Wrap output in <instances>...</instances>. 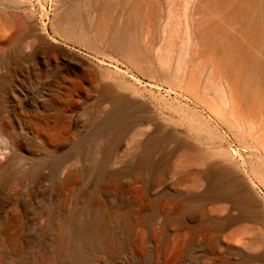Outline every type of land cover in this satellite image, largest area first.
I'll return each instance as SVG.
<instances>
[{
  "label": "rangeland",
  "instance_id": "obj_1",
  "mask_svg": "<svg viewBox=\"0 0 264 264\" xmlns=\"http://www.w3.org/2000/svg\"><path fill=\"white\" fill-rule=\"evenodd\" d=\"M19 2H22L20 8L17 6ZM194 3L195 0H153L154 19L151 24L140 26L142 30L137 35L141 47L154 62L150 70L142 65L134 67L118 55L111 58L103 44L93 43L92 51L83 44L58 35L53 20L64 2L57 5L54 0H0L1 14L16 18L21 15L20 10H33L35 14L27 30L18 29L14 39L5 33V39L0 41V124L5 126L2 129L0 125V163H5L7 157L17 156V160L18 157L20 159L15 163L20 172L25 173L22 181L8 186L0 183V264H61L56 258L58 211L66 203L67 209L75 214L80 199L87 204L102 201L87 190L89 181H95L92 182L93 187L100 183H115L116 191L123 195L125 208L132 209L130 199L133 197L136 207L150 206L151 212H168L182 207L176 196L154 195L153 191L148 192L152 199L150 205L145 202L149 195L142 190L137 179L141 170L138 167L140 158L130 143L133 128L122 129L123 135L114 149V159L103 167L102 175L99 164H96L100 156H96L95 146L98 147L100 141L108 137L109 126L113 128L109 121L113 112L108 102L110 93L130 98L127 112L137 111L150 116L144 127L151 126L155 120L160 125L168 124L170 107L162 98L167 93L168 84L161 74V60L169 57L176 59L185 53L189 37L188 21L192 19ZM80 17L82 22L88 23L85 10H81ZM193 19L197 21L199 17ZM40 32L44 42H40ZM40 43L57 50L53 53L40 52ZM82 60L91 67L103 68L106 80L96 79L97 84L92 86L84 77L78 78V88L67 96L58 89V84L65 77H71L72 67L80 68ZM94 73L97 75L96 71ZM119 77L130 80L131 88L119 87ZM106 85L111 91L105 90L103 86ZM61 97L67 105L61 113L62 119L55 121L53 116L60 109L56 102ZM40 115L45 116V124L40 122ZM205 117L209 119L207 112ZM169 123L173 142L170 145L162 142L161 146L166 149H159L154 155L156 159L166 154L171 158V147L182 141L199 145L191 136L180 133L172 122ZM212 124L215 125V121ZM225 144L230 145V153L237 159L240 177H244L245 183L254 188L264 202V187L242 165L239 144L233 139H227ZM75 170H80L87 178L61 186L66 175ZM148 176V180L154 178L151 174ZM180 176L179 171L171 170L165 177L171 195H179L186 190V184L178 183ZM204 191L200 188L195 195H203ZM233 205L231 199L219 193L186 211L181 220H166V214L157 220H148L133 230L113 257L98 250L102 247L100 239L97 241H100V248L94 243V255L97 256H91L88 249L74 242L76 247L72 253L82 258L77 255L76 264L242 263L263 250H247L243 241L249 238V229L264 228V212L260 213L259 219L262 220L258 221L246 217L240 207ZM13 217L21 218L22 224H11ZM217 220L223 225L216 226ZM23 223L25 232L20 234L18 231ZM119 223L113 231L118 238H124L123 222ZM198 226L200 228L195 232ZM227 247L233 249L228 251ZM84 249L86 251H82ZM69 261L75 264L73 259Z\"/></svg>",
  "mask_w": 264,
  "mask_h": 264
},
{
  "label": "bare ground",
  "instance_id": "obj_2",
  "mask_svg": "<svg viewBox=\"0 0 264 264\" xmlns=\"http://www.w3.org/2000/svg\"><path fill=\"white\" fill-rule=\"evenodd\" d=\"M54 1L57 5L64 2L61 11L53 20L58 35L83 44L89 50L93 49V43L103 44L108 56L118 55L134 67L142 65L153 69L154 62L141 47L137 36L142 30L140 26L149 25L154 19L153 0ZM21 4L19 2L17 6L20 8ZM82 9L87 13L88 23L82 22ZM19 12L21 15L17 18L0 13V41L5 39V33H9L10 39H14L18 29L27 30L29 23L35 18L33 10ZM192 13V19L188 21L189 37L185 53L176 59H162L160 69L168 84L166 95H162L167 101L166 105L170 107L168 120L180 129V133L191 136L199 145L182 141L171 147V158L169 154L159 159L154 158L159 149H166L164 145L161 146L162 142H167L166 145L173 142L169 121L168 124L160 125L155 120L151 126L144 127V122L150 116L137 111L127 112L130 98L127 95L110 93L108 102L113 112L109 121L114 129L109 126L108 137L101 140L98 147L95 146V154L100 156L96 164H99L101 173L103 167L114 159V149L123 135L122 129L129 126L133 128L130 143L140 158L138 167L141 170L137 179L142 190L149 195L145 202L150 205L152 199L149 193L153 191L154 195L176 196L182 207L168 212H151L150 206L136 207V199L133 197L130 199L132 209L125 208L127 206L123 195L120 196V192L118 194L115 183H100L93 187L92 182L95 181H89L86 184L87 190L102 201L87 204L80 199L77 205L74 204L77 207L75 214L67 209L66 203L58 211L56 258L61 264H71L69 259H73L76 264L78 256L81 258L80 255L72 253L76 247L73 242L88 249L93 256L96 252L94 247L101 241L99 244L102 247L98 250L113 257L119 252L121 243L127 242L125 239H129L139 225L148 220H157L163 214H166V220H181L186 211L219 193L240 207L246 217L260 220L259 215L264 212V202L254 188L245 183L244 177H240L237 159L230 153V145L225 142L233 139L239 144L242 165L264 187V0H195ZM195 16L199 17L197 21L193 19ZM40 42H44L41 32ZM41 45L40 43V52L53 53L57 50ZM80 64V68L72 67L74 70L72 69L71 77H65L58 84V89L67 93V96L78 88V78L84 77L93 86L97 84L96 79L106 76L101 67H91L83 63V60ZM118 80L119 87L131 88L130 80L126 77H119ZM103 87L106 91H111L107 85ZM56 103L62 111L59 109L53 119L59 121L67 103L64 97ZM205 112L209 114V119L205 117ZM44 119L45 116L40 115V122ZM214 121L215 125L212 124ZM1 126L2 129L5 128ZM16 160L17 156L7 157L5 163H0V183L8 186L23 180L25 173L20 172ZM171 170L181 173L178 183L187 185L184 193H169L165 177ZM148 174L154 178L148 180ZM84 175L80 170L70 172L61 186L80 182L82 177H86ZM200 188L205 193L195 195ZM10 222L22 224L19 217H13ZM119 222H123L124 238H118L113 231V227ZM24 224L20 225V234L25 232ZM220 224L217 220L216 226ZM199 228L200 226L196 227L195 232ZM247 234L249 238L243 241V246L250 251L263 248L262 252L242 263L236 261L224 264H264V228L253 227ZM94 243L97 245L94 246ZM85 249L82 251H86ZM226 249L231 251L233 248ZM79 252L82 255L81 250ZM96 259L97 257L95 261Z\"/></svg>",
  "mask_w": 264,
  "mask_h": 264
}]
</instances>
